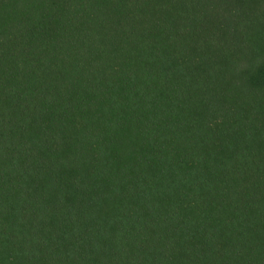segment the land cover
<instances>
[{
	"label": "trees",
	"instance_id": "16d2710c",
	"mask_svg": "<svg viewBox=\"0 0 264 264\" xmlns=\"http://www.w3.org/2000/svg\"><path fill=\"white\" fill-rule=\"evenodd\" d=\"M264 0H0V264H264Z\"/></svg>",
	"mask_w": 264,
	"mask_h": 264
},
{
	"label": "rangeland",
	"instance_id": "374dc122",
	"mask_svg": "<svg viewBox=\"0 0 264 264\" xmlns=\"http://www.w3.org/2000/svg\"><path fill=\"white\" fill-rule=\"evenodd\" d=\"M262 38H264V37H262ZM255 49L259 53L264 54V39L263 40L256 39Z\"/></svg>",
	"mask_w": 264,
	"mask_h": 264
}]
</instances>
